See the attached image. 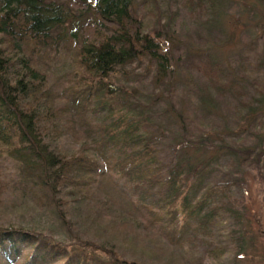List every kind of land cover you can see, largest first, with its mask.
I'll use <instances>...</instances> for the list:
<instances>
[{
	"label": "trees",
	"instance_id": "1",
	"mask_svg": "<svg viewBox=\"0 0 264 264\" xmlns=\"http://www.w3.org/2000/svg\"><path fill=\"white\" fill-rule=\"evenodd\" d=\"M203 1L178 0L185 21L172 29L218 22ZM134 4L0 0V161L11 162L22 186L2 200L0 177V264H208L218 256L233 264L246 254L244 199L229 185L249 169L264 185V78L242 86L207 47L189 55L183 46L175 54L183 84L167 94L165 118L152 116L168 129L153 128L137 96L125 100L115 84L124 74L141 85L171 73L158 38L173 37L161 11ZM250 58L239 69L260 65V53ZM139 60L155 73H134ZM242 112L243 123H232Z\"/></svg>",
	"mask_w": 264,
	"mask_h": 264
},
{
	"label": "rangeland",
	"instance_id": "2",
	"mask_svg": "<svg viewBox=\"0 0 264 264\" xmlns=\"http://www.w3.org/2000/svg\"><path fill=\"white\" fill-rule=\"evenodd\" d=\"M140 1L134 0V8L137 9ZM146 1L153 10L157 8L161 11L160 13L163 17L160 19V23L164 27L163 30L167 29L172 34L173 40L169 38L170 42L168 43L167 39H163V37L166 38L167 34L162 32L163 37L158 38V46L160 51L169 50L171 52V65L174 68L169 65L168 68L171 70V73L164 72L158 77H149L141 85H134L130 82V79L135 75L124 74V76H121V79L117 80V84L115 85H117L121 96L125 100L132 96H137V109L140 111L142 107H145L143 108L142 117H151L148 121L152 123L151 126L153 128L163 131L168 129V125H165L166 121L158 122L152 116L154 115L160 120L165 118L160 113L164 111L170 112L167 104L169 102L167 100V94H169L171 88L177 89L178 87L180 89L183 84L181 83L184 81L181 74L182 67H177L176 61L178 62V59L175 55L181 51L183 46V48L186 47L189 55L200 50L203 51L207 47L209 50L207 52L224 65L225 71L231 75H235V78L237 77L238 79H236L240 82L238 83L242 86L246 85L248 88H251L249 82L252 79L264 78V0H204L202 2L203 6L200 8L204 10V15L210 17V20L213 21L219 17L220 19L218 22L213 23L212 26L211 23H207L206 28L198 27L199 31L196 30L195 25L194 27L191 25H188V27L186 25L181 26V31L178 28L177 30L172 29L177 24H180V22L185 21L183 14L179 13L180 11L177 9L178 0ZM175 11L178 12V16L176 20H173L174 25L169 26V22L167 21L173 19V13ZM145 20L147 24L149 23L148 26L151 27L153 18L150 13H145ZM201 31L206 34L201 33ZM253 52L260 53V65L257 66V64L256 68L250 70L239 69L243 63V59H251L250 56ZM192 59L193 57L191 56L185 64H183V59L180 65L183 64V66H186L189 62L193 63L194 60ZM139 61L136 64L137 68L133 70L134 73L139 71L146 72L148 69L150 73H155V69L150 66L149 61ZM189 72L200 77V73L195 69H190ZM193 83H196L195 80H193ZM191 87H193L192 83ZM208 88H212L213 93L217 92V94L222 95L216 87L209 86ZM231 97V94L224 93V102L226 104L231 103ZM178 98L181 101V108L184 115L187 116V119L192 118L191 114L185 109L183 97ZM190 98L193 102L196 101L192 95H190ZM179 101L177 100L175 103H179ZM196 103L200 108H205L207 98L205 97L202 104ZM220 106V108L224 109L222 105ZM241 114L242 116L236 113L234 116L230 115V119L233 120L231 122L241 125L243 118L246 116L244 112ZM223 116L222 119L227 123L225 121V115ZM90 127L91 129L93 127L94 130L97 128L93 123L90 124ZM168 133L174 136L173 132L168 131ZM196 159L199 160L198 157ZM246 172L247 175L244 177L242 184H237L239 187L234 183L229 185L230 191L236 197L241 194L244 199L243 205L239 209L241 212L239 215L241 217L240 224L243 230L242 233L247 236L246 238L248 240L246 254L235 256L233 264H264V199L262 198L264 195V185L255 177L252 169ZM0 177L2 181L7 183V187L1 196L2 200H10L18 191L20 192L22 190V186H19L21 184L18 182L19 180L12 168V164L8 160L0 161ZM235 177L239 179L240 175H236ZM166 222L169 225V231H172L174 227L171 228L170 222L167 219ZM233 222L236 225V220L233 219ZM204 261L208 264H219L222 258L218 256L217 258L212 257Z\"/></svg>",
	"mask_w": 264,
	"mask_h": 264
},
{
	"label": "water",
	"instance_id": "3",
	"mask_svg": "<svg viewBox=\"0 0 264 264\" xmlns=\"http://www.w3.org/2000/svg\"><path fill=\"white\" fill-rule=\"evenodd\" d=\"M161 49H163V48H161Z\"/></svg>",
	"mask_w": 264,
	"mask_h": 264
}]
</instances>
